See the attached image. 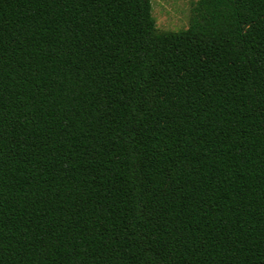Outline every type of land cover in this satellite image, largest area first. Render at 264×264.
<instances>
[{"label": "trees", "instance_id": "16d2710c", "mask_svg": "<svg viewBox=\"0 0 264 264\" xmlns=\"http://www.w3.org/2000/svg\"><path fill=\"white\" fill-rule=\"evenodd\" d=\"M0 264H264V0H0Z\"/></svg>", "mask_w": 264, "mask_h": 264}, {"label": "rangeland", "instance_id": "374dc122", "mask_svg": "<svg viewBox=\"0 0 264 264\" xmlns=\"http://www.w3.org/2000/svg\"><path fill=\"white\" fill-rule=\"evenodd\" d=\"M197 0H151L152 14L159 31L178 32L186 29L192 3Z\"/></svg>", "mask_w": 264, "mask_h": 264}]
</instances>
